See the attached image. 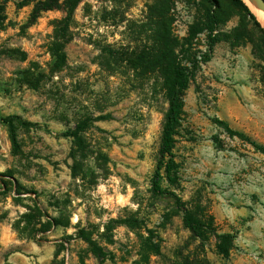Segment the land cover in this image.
<instances>
[{
  "label": "rangeland",
  "instance_id": "1",
  "mask_svg": "<svg viewBox=\"0 0 264 264\" xmlns=\"http://www.w3.org/2000/svg\"><path fill=\"white\" fill-rule=\"evenodd\" d=\"M38 1L0 0V264H264L260 28L230 0H82L68 23ZM212 26L156 194L169 75ZM171 192L233 235L227 257Z\"/></svg>",
  "mask_w": 264,
  "mask_h": 264
},
{
  "label": "trees",
  "instance_id": "2",
  "mask_svg": "<svg viewBox=\"0 0 264 264\" xmlns=\"http://www.w3.org/2000/svg\"><path fill=\"white\" fill-rule=\"evenodd\" d=\"M82 0H39L34 8V14H38L40 11L53 10L62 8L66 12L65 20L68 21L72 18L73 12L79 2ZM209 3L212 7L215 6V0H204ZM231 3L244 10L246 14L250 17L253 23L260 28L264 35V30L260 23L256 19L255 15L248 8L243 0H230ZM172 0H161L162 5H166ZM208 43L207 52L202 53L199 57H193L188 64L181 65L177 64L172 67L168 78L167 84V100L168 108L165 114V121L162 128L161 136V146L159 150V159L157 162L156 169L154 171L152 180V189L156 194L165 193L161 187V180L165 177L168 181L172 182L174 180V173L176 169V163L174 160L173 148L175 144L176 129L180 123L182 109H183V96L184 91L188 88L190 82L195 78L196 72L200 64L207 63L211 58V53L217 42V39L213 36L215 27H210L208 29ZM8 123L12 133L13 126L9 121ZM219 124L223 125L225 130L231 135H237L241 139L248 140L247 137L241 133L232 131L226 123L222 121H217ZM14 135V133H13ZM77 136V132H74ZM249 143L254 146L257 150L264 153V146L255 143L254 141H249ZM162 171L164 175L162 174ZM174 199L175 207L178 211L182 213L183 225L187 228L191 234L198 238L203 244L210 237H214L216 240V250L223 257L229 255V251L233 242V235L229 233H219L212 224V219L207 216L206 221L196 218L190 210H188L181 198L175 193H170ZM92 250L100 255V251L96 247H92ZM157 250V249H156ZM185 264V263H184Z\"/></svg>",
  "mask_w": 264,
  "mask_h": 264
},
{
  "label": "bare ground",
  "instance_id": "3",
  "mask_svg": "<svg viewBox=\"0 0 264 264\" xmlns=\"http://www.w3.org/2000/svg\"><path fill=\"white\" fill-rule=\"evenodd\" d=\"M251 12L255 15L256 19L260 23L261 27L264 30V7L254 3L253 0H243Z\"/></svg>",
  "mask_w": 264,
  "mask_h": 264
},
{
  "label": "water",
  "instance_id": "4",
  "mask_svg": "<svg viewBox=\"0 0 264 264\" xmlns=\"http://www.w3.org/2000/svg\"><path fill=\"white\" fill-rule=\"evenodd\" d=\"M254 3L261 5L262 7H264V0H253Z\"/></svg>",
  "mask_w": 264,
  "mask_h": 264
}]
</instances>
